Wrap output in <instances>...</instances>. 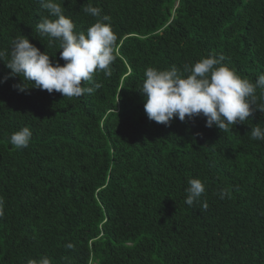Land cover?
Listing matches in <instances>:
<instances>
[{
  "label": "trees",
  "instance_id": "obj_1",
  "mask_svg": "<svg viewBox=\"0 0 264 264\" xmlns=\"http://www.w3.org/2000/svg\"><path fill=\"white\" fill-rule=\"evenodd\" d=\"M60 2L80 31L97 21L82 11L89 2L110 16L117 59L79 98L28 81L21 92L0 61V264H264V141L250 139L264 113L227 132L203 115L165 125L148 119L140 92L148 67L182 70L209 55L255 82L264 0ZM41 15L37 0H0V50L27 36L55 63L59 42L34 31ZM24 126L33 137L16 149L9 137ZM193 178L206 191L188 206Z\"/></svg>",
  "mask_w": 264,
  "mask_h": 264
},
{
  "label": "clouds",
  "instance_id": "obj_2",
  "mask_svg": "<svg viewBox=\"0 0 264 264\" xmlns=\"http://www.w3.org/2000/svg\"><path fill=\"white\" fill-rule=\"evenodd\" d=\"M47 15H41L34 29L49 42H59L60 56L53 62L47 52L41 51L25 36L13 41L10 54L0 50L3 61L10 73L4 77L19 76L21 83L15 85L24 92L31 82L32 87L60 92L64 97H81L92 94L102 85L94 82V75L103 72L111 76V65L117 59L118 36L110 23V16L102 15L101 9L89 2L82 11L96 17L97 21L86 31L77 30L73 19L66 16L60 0H37ZM8 58L5 63V58ZM59 60L65 61L61 65ZM140 92L144 95V110L151 121L170 125L174 118L185 121L203 115L206 126L218 127L227 132L237 123L244 124L256 111L264 113V102L258 103L257 90H264V73L255 82L243 78L235 69L224 64L214 55L206 56L183 69L175 66L166 70L148 67L144 73ZM92 84V86H86ZM264 97V91L260 93ZM33 131L24 126L13 132L9 141L16 149L27 148ZM251 140L264 141V128L257 124L251 129ZM185 203L188 206L201 203L206 191L205 184L198 178L188 181ZM221 198L227 195L221 189ZM207 209V202L202 203ZM4 201L0 198V216L3 215ZM72 248V244L67 245ZM28 264H51L47 256L29 260Z\"/></svg>",
  "mask_w": 264,
  "mask_h": 264
}]
</instances>
